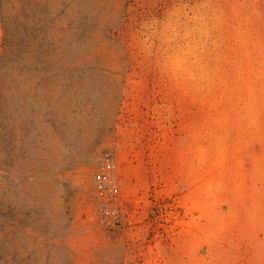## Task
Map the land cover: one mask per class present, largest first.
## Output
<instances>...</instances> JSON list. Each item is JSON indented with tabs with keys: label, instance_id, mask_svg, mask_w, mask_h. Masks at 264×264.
<instances>
[{
	"label": "rangeland",
	"instance_id": "rangeland-1",
	"mask_svg": "<svg viewBox=\"0 0 264 264\" xmlns=\"http://www.w3.org/2000/svg\"><path fill=\"white\" fill-rule=\"evenodd\" d=\"M0 264H264V0H0Z\"/></svg>",
	"mask_w": 264,
	"mask_h": 264
}]
</instances>
